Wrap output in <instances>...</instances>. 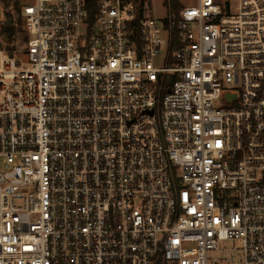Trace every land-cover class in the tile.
Here are the masks:
<instances>
[{
  "label": "built area",
  "instance_id": "built-area-1",
  "mask_svg": "<svg viewBox=\"0 0 264 264\" xmlns=\"http://www.w3.org/2000/svg\"><path fill=\"white\" fill-rule=\"evenodd\" d=\"M141 2L0 19V264H264V0Z\"/></svg>",
  "mask_w": 264,
  "mask_h": 264
},
{
  "label": "rangeland",
  "instance_id": "rangeland-1",
  "mask_svg": "<svg viewBox=\"0 0 264 264\" xmlns=\"http://www.w3.org/2000/svg\"><path fill=\"white\" fill-rule=\"evenodd\" d=\"M142 1L147 5L150 15L156 17L161 21H163L167 17V8L164 5L165 0H142ZM34 2L35 0H19L21 6L33 5ZM179 4L181 5L182 8H184V6L192 7L197 4V0H179ZM9 10L14 11V9L12 8L11 9L6 8V6L2 2H0V19H2L3 17L10 19V17L6 16L7 13L5 14V11L8 12ZM16 24L17 21L15 20L14 25ZM19 30L27 31L26 27ZM18 40H20V34L16 33L15 37H10L8 41H6L5 39L2 41V48L4 50H8L11 51L12 53H15L16 56L22 54L24 49L21 48L20 46L21 44L20 45L16 44V41ZM230 257H231V253H224L222 251L211 254L212 259L218 260L217 264H227V262L225 263L224 261L230 259Z\"/></svg>",
  "mask_w": 264,
  "mask_h": 264
},
{
  "label": "trees",
  "instance_id": "trees-1",
  "mask_svg": "<svg viewBox=\"0 0 264 264\" xmlns=\"http://www.w3.org/2000/svg\"><path fill=\"white\" fill-rule=\"evenodd\" d=\"M135 1L137 2V1H140V0H135ZM0 2H2L6 6V8H8V9L12 8L15 11L16 10L18 12L20 11L19 3H17V0H0ZM165 3L167 5L168 4V0H166ZM87 4H88L89 13H90L91 17H93L95 12H96L97 0H87ZM169 4H170L172 12L175 13L176 15H179L181 10L183 9L181 7V5L179 4V0H169ZM143 6H144V2H141V6L140 7L143 8ZM6 16L13 19V23L9 27L8 26V20L9 19L7 18L6 25L4 27V33H6L8 35V37L10 38V37H13L17 33L16 25H14V22H15L16 19L14 18V16H13L11 11L9 13H7ZM17 25L19 27H23V21H22L21 18L17 21Z\"/></svg>",
  "mask_w": 264,
  "mask_h": 264
},
{
  "label": "water",
  "instance_id": "water-1",
  "mask_svg": "<svg viewBox=\"0 0 264 264\" xmlns=\"http://www.w3.org/2000/svg\"><path fill=\"white\" fill-rule=\"evenodd\" d=\"M12 23H13V19L10 18V19L8 20V26L10 27V26L12 25ZM6 38H7V36L5 35V36H4V39L6 40Z\"/></svg>",
  "mask_w": 264,
  "mask_h": 264
}]
</instances>
